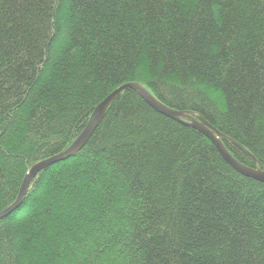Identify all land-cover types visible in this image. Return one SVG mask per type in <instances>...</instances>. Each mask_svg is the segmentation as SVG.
I'll return each mask as SVG.
<instances>
[{
  "label": "trees",
  "instance_id": "obj_1",
  "mask_svg": "<svg viewBox=\"0 0 264 264\" xmlns=\"http://www.w3.org/2000/svg\"><path fill=\"white\" fill-rule=\"evenodd\" d=\"M128 82L264 169V0H0V211ZM0 264H264V183L127 88L0 219Z\"/></svg>",
  "mask_w": 264,
  "mask_h": 264
},
{
  "label": "water",
  "instance_id": "obj_2",
  "mask_svg": "<svg viewBox=\"0 0 264 264\" xmlns=\"http://www.w3.org/2000/svg\"><path fill=\"white\" fill-rule=\"evenodd\" d=\"M130 88L134 90L141 98H143L154 110L159 113H162L174 120L186 123L191 127L200 131L205 135L217 148L218 152L222 155L224 160L237 172L241 173L244 176L253 178L257 181L264 183V169L257 166H246L239 161H237L225 148L219 136L221 135L213 126H211L205 119L200 116L189 115L187 112L175 110L167 107L159 100H157L149 91H147L141 85L135 82H128L120 85L112 92H110L103 100H101L93 112L91 113L89 120L87 121L85 127L80 132V134L75 138V140L62 152L53 155L49 158L39 161L34 166L30 168L26 176L24 177L19 193L16 200L9 207L0 211V219L4 218L12 209L17 207L23 200L28 185L31 179L41 170L47 168L48 166L63 161L71 156H73L77 151H79L86 141L91 136L94 129L101 122L107 107L110 103L124 90ZM240 149L243 150L247 155L251 154L246 151L243 147L240 146Z\"/></svg>",
  "mask_w": 264,
  "mask_h": 264
}]
</instances>
